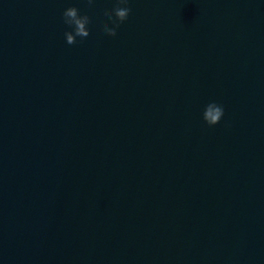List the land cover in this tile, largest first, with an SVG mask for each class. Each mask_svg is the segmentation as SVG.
Wrapping results in <instances>:
<instances>
[{
    "label": "water",
    "instance_id": "95a60500",
    "mask_svg": "<svg viewBox=\"0 0 264 264\" xmlns=\"http://www.w3.org/2000/svg\"><path fill=\"white\" fill-rule=\"evenodd\" d=\"M113 4L0 0V264H264V0Z\"/></svg>",
    "mask_w": 264,
    "mask_h": 264
},
{
    "label": "clouds",
    "instance_id": "9594fccd",
    "mask_svg": "<svg viewBox=\"0 0 264 264\" xmlns=\"http://www.w3.org/2000/svg\"><path fill=\"white\" fill-rule=\"evenodd\" d=\"M89 9L96 7V0H80ZM132 14L131 0H114L111 12L104 14L105 23L102 24L104 36L116 37L120 27L129 20ZM63 22L68 26L64 35L69 48H76L85 44L91 38L92 21L87 16H82L80 5L71 3L63 11ZM226 114L223 103L214 100L205 105L202 113L204 122L208 126H216L221 123Z\"/></svg>",
    "mask_w": 264,
    "mask_h": 264
}]
</instances>
